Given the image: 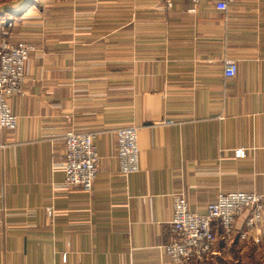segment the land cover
Instances as JSON below:
<instances>
[{
  "label": "crops",
  "instance_id": "crops-1",
  "mask_svg": "<svg viewBox=\"0 0 264 264\" xmlns=\"http://www.w3.org/2000/svg\"><path fill=\"white\" fill-rule=\"evenodd\" d=\"M54 1L10 20L20 25L11 34L0 29L34 46L23 91L9 99L17 126L0 130V264H264V215L259 244L219 238L201 262L163 251L175 193L200 213L229 191L264 203V0L224 11L209 1ZM122 126L138 128L140 168L127 176ZM71 129L96 134L88 192L65 185Z\"/></svg>",
  "mask_w": 264,
  "mask_h": 264
},
{
  "label": "built area",
  "instance_id": "built-area-1",
  "mask_svg": "<svg viewBox=\"0 0 264 264\" xmlns=\"http://www.w3.org/2000/svg\"><path fill=\"white\" fill-rule=\"evenodd\" d=\"M171 6L173 0H166ZM194 5L202 1L213 3L217 10L224 11L234 0H191ZM34 46L28 42H13L8 37L0 40V130L14 129L17 116L13 112L9 99L23 91L26 79V63ZM237 62L227 60L224 74L233 77L237 73ZM95 133L69 130L65 136V185H79L85 191H91L99 170ZM117 154L120 172L127 176L140 168L138 128L122 126L116 130ZM3 145L0 143V148ZM235 156L244 158L247 150L238 147ZM247 216L244 226L237 229L238 217ZM47 215L54 216L53 207L47 208ZM263 194L257 191H229L220 193L216 202L210 203L204 213L191 209L186 195L182 192L173 196V219L171 221L174 239L163 246L166 255L176 262L194 260L201 262L214 252L213 247L219 238L231 239L237 233L243 241L261 243L259 224L263 221ZM218 229L221 234H218ZM62 258L67 260V253Z\"/></svg>",
  "mask_w": 264,
  "mask_h": 264
},
{
  "label": "rangeland",
  "instance_id": "rangeland-1",
  "mask_svg": "<svg viewBox=\"0 0 264 264\" xmlns=\"http://www.w3.org/2000/svg\"><path fill=\"white\" fill-rule=\"evenodd\" d=\"M18 0H0V29L2 31H6L9 34H11L13 27H18L20 26L17 22L15 23V26H10V20L15 19L16 17H18L19 15L22 14V12H26L29 9L33 8V11H35V15L39 13V8L40 6L45 7L44 9L47 10L49 8V2L50 0H30V1H34L36 4L34 5H30L27 2H25V4L18 10L14 9V4L17 3ZM26 1V0H25ZM56 1H51V4H54ZM5 4L10 5L9 8H3V10L1 9V7ZM47 5V6H46ZM25 24V23H23ZM7 34L1 35L0 36V40L3 37H8ZM9 38V37H8Z\"/></svg>",
  "mask_w": 264,
  "mask_h": 264
},
{
  "label": "trees",
  "instance_id": "trees-1",
  "mask_svg": "<svg viewBox=\"0 0 264 264\" xmlns=\"http://www.w3.org/2000/svg\"><path fill=\"white\" fill-rule=\"evenodd\" d=\"M25 2H29L28 4H30V5H34V4H36L34 1H30V0H26Z\"/></svg>",
  "mask_w": 264,
  "mask_h": 264
}]
</instances>
